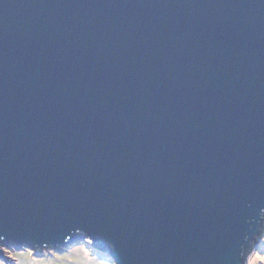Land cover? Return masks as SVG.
I'll list each match as a JSON object with an SVG mask.
<instances>
[{
	"label": "water",
	"instance_id": "water-1",
	"mask_svg": "<svg viewBox=\"0 0 264 264\" xmlns=\"http://www.w3.org/2000/svg\"><path fill=\"white\" fill-rule=\"evenodd\" d=\"M263 231L264 0H0V259L247 264Z\"/></svg>",
	"mask_w": 264,
	"mask_h": 264
},
{
	"label": "rangeland",
	"instance_id": "rangeland-1",
	"mask_svg": "<svg viewBox=\"0 0 264 264\" xmlns=\"http://www.w3.org/2000/svg\"><path fill=\"white\" fill-rule=\"evenodd\" d=\"M3 248L8 249L0 259L3 264H115L110 255L97 251L89 239L59 249L36 250L14 245ZM249 249L247 264H264V231Z\"/></svg>",
	"mask_w": 264,
	"mask_h": 264
},
{
	"label": "snow or ice",
	"instance_id": "snow-or-ice-1",
	"mask_svg": "<svg viewBox=\"0 0 264 264\" xmlns=\"http://www.w3.org/2000/svg\"><path fill=\"white\" fill-rule=\"evenodd\" d=\"M3 251H4V252H7L8 249H7V248H4ZM29 255H31V254H29ZM14 258H15V257H14ZM262 260H264V258H262ZM0 264H3V261H2V260H0Z\"/></svg>",
	"mask_w": 264,
	"mask_h": 264
},
{
	"label": "trees",
	"instance_id": "trees-1",
	"mask_svg": "<svg viewBox=\"0 0 264 264\" xmlns=\"http://www.w3.org/2000/svg\"><path fill=\"white\" fill-rule=\"evenodd\" d=\"M250 250V249H249Z\"/></svg>",
	"mask_w": 264,
	"mask_h": 264
}]
</instances>
